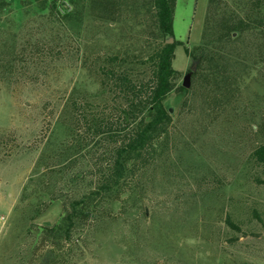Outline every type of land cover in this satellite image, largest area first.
<instances>
[{
    "label": "rangeland",
    "instance_id": "obj_1",
    "mask_svg": "<svg viewBox=\"0 0 264 264\" xmlns=\"http://www.w3.org/2000/svg\"><path fill=\"white\" fill-rule=\"evenodd\" d=\"M208 1L174 0L178 86H189L185 48L201 44ZM0 2V264H264V167L251 158L264 142V56L234 94L171 93L166 145L51 248L40 228L59 222L105 157L97 138L66 127L64 102L75 88L97 93L112 52L140 48L143 12L137 0L65 2L66 18L49 0Z\"/></svg>",
    "mask_w": 264,
    "mask_h": 264
},
{
    "label": "trees",
    "instance_id": "obj_2",
    "mask_svg": "<svg viewBox=\"0 0 264 264\" xmlns=\"http://www.w3.org/2000/svg\"><path fill=\"white\" fill-rule=\"evenodd\" d=\"M49 1L48 9L66 18L65 2L70 5L85 0ZM173 7L174 0H137L131 4L133 10L143 12L139 26L145 39L140 48L108 56L99 68L97 93L75 88L66 98V127L97 138L105 157L98 156L91 164L94 174L85 185L86 192L64 208L59 222L40 228L42 243L51 241V248L70 243L78 227L84 228L90 218L97 219L103 203L121 197L136 167L149 164L166 145L172 117L165 101L171 93L185 98L191 91L221 97L234 94L244 80L262 68L255 59L264 56V0H209L201 44L191 51L185 48L191 60L198 62L197 70L188 71V88L178 86L182 74L173 69L172 61L181 42L174 39L166 43L173 37ZM108 14L104 12L102 18L109 19ZM251 158L264 167V142L254 148ZM226 224L236 227L230 217ZM53 257L54 250L48 253L49 259Z\"/></svg>",
    "mask_w": 264,
    "mask_h": 264
},
{
    "label": "built area",
    "instance_id": "obj_3",
    "mask_svg": "<svg viewBox=\"0 0 264 264\" xmlns=\"http://www.w3.org/2000/svg\"><path fill=\"white\" fill-rule=\"evenodd\" d=\"M8 225V217L0 214V239L4 235Z\"/></svg>",
    "mask_w": 264,
    "mask_h": 264
},
{
    "label": "water",
    "instance_id": "obj_4",
    "mask_svg": "<svg viewBox=\"0 0 264 264\" xmlns=\"http://www.w3.org/2000/svg\"><path fill=\"white\" fill-rule=\"evenodd\" d=\"M174 42V38L173 37H171V38H169L167 41H166V43H168V44H171V43H173ZM197 61H193L192 62V66L190 67V70H191V72H195L196 71V68H197ZM171 110H169V112H170Z\"/></svg>",
    "mask_w": 264,
    "mask_h": 264
}]
</instances>
